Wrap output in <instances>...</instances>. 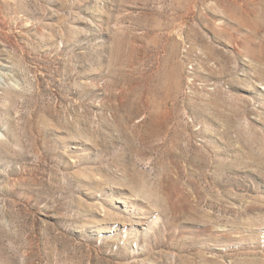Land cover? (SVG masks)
I'll use <instances>...</instances> for the list:
<instances>
[{
	"label": "rangeland",
	"instance_id": "obj_1",
	"mask_svg": "<svg viewBox=\"0 0 264 264\" xmlns=\"http://www.w3.org/2000/svg\"><path fill=\"white\" fill-rule=\"evenodd\" d=\"M0 264H264V0H0Z\"/></svg>",
	"mask_w": 264,
	"mask_h": 264
}]
</instances>
